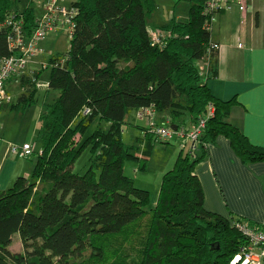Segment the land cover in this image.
Segmentation results:
<instances>
[{"label": "trees", "instance_id": "trees-1", "mask_svg": "<svg viewBox=\"0 0 264 264\" xmlns=\"http://www.w3.org/2000/svg\"><path fill=\"white\" fill-rule=\"evenodd\" d=\"M19 1L0 0V23L14 13L23 18L30 35L36 21L33 3L26 0L20 10ZM192 1L186 21L173 19L160 27L161 43L153 42L148 28L155 0L73 3L80 13L70 47L53 55L35 75L39 79L51 67L46 89V99L51 100L44 99L40 114L42 145L33 172L0 190V264H76L77 259L78 264H231L240 249L250 245L235 224H251L208 211L196 174L208 156V146L220 137L230 142L245 164L264 162V148L253 146L228 121L236 100L217 99L205 81L217 77L219 48L209 50L216 42L211 40L205 0ZM7 33L0 29V57L10 55ZM207 58L204 75L201 66ZM23 86L27 90L9 105L21 114L39 101L29 75L21 78L20 89ZM210 105L214 113L197 152L180 149L152 206L150 193L136 187L125 165L135 161L139 169L145 168L155 143L171 141L159 139L137 112L153 109L158 126L180 129L205 118ZM131 112L145 122L137 140L142 157L123 140ZM158 115H165L167 122H160ZM93 125L94 131L85 138ZM86 149L90 166L79 175L72 168ZM148 215L151 221L143 233ZM252 227L264 232V226ZM15 234L20 235L21 252L10 248ZM119 238L137 243V258L130 263L125 252L118 251L108 260L105 250ZM88 247L92 254L84 259Z\"/></svg>", "mask_w": 264, "mask_h": 264}, {"label": "crops", "instance_id": "crops-1", "mask_svg": "<svg viewBox=\"0 0 264 264\" xmlns=\"http://www.w3.org/2000/svg\"><path fill=\"white\" fill-rule=\"evenodd\" d=\"M68 1L73 4L77 0ZM158 1L167 6L161 11L155 0L157 8L148 28L156 33L173 19L186 21L193 4L192 0ZM211 40L219 44L218 73L216 78L209 77L205 81L217 99L236 100L228 121L238 127L253 146L264 148V0H247L244 13L236 5L216 13ZM4 108L11 110L10 106ZM164 117L158 115V120L162 122ZM144 125L145 122L134 120L131 126L139 134L132 139L137 141L143 136ZM2 135L0 130V190H7L18 177L31 176L40 148L32 146L35 155L19 159L12 154L11 146L29 142L13 144L5 133ZM196 174L203 186L208 211L227 218L233 215L251 226H264V162L243 163L230 142L220 137L214 145L208 146V156L198 165Z\"/></svg>", "mask_w": 264, "mask_h": 264}, {"label": "built area", "instance_id": "built-area-1", "mask_svg": "<svg viewBox=\"0 0 264 264\" xmlns=\"http://www.w3.org/2000/svg\"><path fill=\"white\" fill-rule=\"evenodd\" d=\"M34 3L37 0H31ZM236 5L241 12L247 8V0H205L204 11L211 17V23L208 26L212 29L213 16L224 10H230ZM79 9L68 0H42V14L36 18L35 28L30 35L25 31V22L23 18L12 13L2 23L0 29L6 28L7 44L10 55L0 57V110L4 106H9L14 102V95L11 92L12 86L20 88V81L23 76L29 75L32 82L38 84L35 75L38 73L31 67L34 59L39 55V44L51 33L66 31L72 35L76 29V18L79 15ZM154 43H161L160 36L156 32H150ZM217 43H210L209 50H217ZM210 59L207 58L203 68L204 75L207 73V67ZM64 64V60L60 62ZM47 64H41V68H46ZM89 110L85 111L88 114ZM214 107L209 106L208 115L199 119L197 123L188 128L173 130L169 126H158L155 122V113L153 109L147 108L137 112V118L147 120L152 131H155L159 139L163 141L177 140L179 148L183 152H197L199 139L205 129L206 123L213 116ZM11 152L19 159H28L34 156V149L30 143L23 145H12ZM236 227L249 239L250 245L242 247L239 253L233 258L231 264H263L264 259V232L256 227L244 223H236Z\"/></svg>", "mask_w": 264, "mask_h": 264}, {"label": "rangeland", "instance_id": "rangeland-1", "mask_svg": "<svg viewBox=\"0 0 264 264\" xmlns=\"http://www.w3.org/2000/svg\"><path fill=\"white\" fill-rule=\"evenodd\" d=\"M26 3V0H20L17 6L20 10H23L27 5ZM157 3L162 9L161 11L166 9V4H162L158 0ZM163 5H165V7ZM32 8L34 9L36 18L39 17L42 14V0L35 1L32 5ZM71 39V35H69L66 31L49 34L46 39L40 42L39 48L41 51L34 59L36 64L31 67H33L34 70H37L36 72L39 73L41 64H48L53 55L64 54L68 50ZM50 76L51 67L44 70L40 74L37 84V97L39 101L37 104L28 108L25 113L21 114L17 111L7 110V108H4L2 112H0V130L3 134L2 136H4L5 133L8 140L13 142V144H17L18 142H21L22 144L23 142L28 141L34 148H41V139L39 138L38 134L40 129L39 115L44 108L43 106L45 100L49 101L50 99H46V89H48ZM12 87L13 88L11 89V92L15 98H17V95L20 96V94L27 90V86H23L21 89L15 86ZM134 120H136V112H131L127 116V124L123 128V140L126 145L135 146L136 149L133 152L136 156L142 157V148L139 147V143L135 141V139H132L135 134H139L138 132H134L131 126L134 124ZM94 129L95 125L89 129L85 138L90 136ZM77 140H79V136L77 137ZM178 154H180V148L176 139H173L168 144L162 143L160 140H158L155 143L154 149L149 157L148 162L146 163L145 168L139 169V162L131 161L126 163V175L134 179L136 187L145 189L150 193L152 206L157 203L163 177L167 172L173 169L174 164L179 156ZM90 156L91 154L89 149H86L74 164L72 171L76 174L83 175L90 166ZM144 221L145 222L142 223L143 233L147 231L148 225L151 221L150 215H148ZM111 244V247L108 245V250H105L108 260H112L115 257L116 251L119 253L125 252L128 263H130L132 259L137 258L136 251L138 250V246H136L137 243L135 241L130 244L128 241H126V239L119 238L114 242L112 240ZM10 248L13 252H21L23 250L19 234L14 235L13 243ZM91 254L92 249L88 247L87 252H85L82 258L87 259ZM76 261V264L81 263V259H77Z\"/></svg>", "mask_w": 264, "mask_h": 264}, {"label": "water", "instance_id": "water-1", "mask_svg": "<svg viewBox=\"0 0 264 264\" xmlns=\"http://www.w3.org/2000/svg\"><path fill=\"white\" fill-rule=\"evenodd\" d=\"M172 128H173L174 130H176V129H177V128H176V126H173Z\"/></svg>", "mask_w": 264, "mask_h": 264}]
</instances>
